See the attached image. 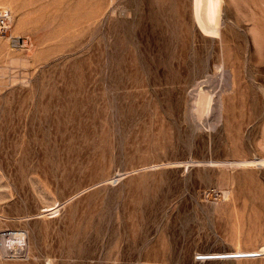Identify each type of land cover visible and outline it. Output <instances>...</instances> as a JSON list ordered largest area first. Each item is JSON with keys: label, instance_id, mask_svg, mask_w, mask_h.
I'll return each mask as SVG.
<instances>
[{"label": "rangeland", "instance_id": "374dc122", "mask_svg": "<svg viewBox=\"0 0 264 264\" xmlns=\"http://www.w3.org/2000/svg\"><path fill=\"white\" fill-rule=\"evenodd\" d=\"M0 5V264H264V0Z\"/></svg>", "mask_w": 264, "mask_h": 264}, {"label": "bare ground", "instance_id": "6f19581e", "mask_svg": "<svg viewBox=\"0 0 264 264\" xmlns=\"http://www.w3.org/2000/svg\"><path fill=\"white\" fill-rule=\"evenodd\" d=\"M202 0H196V2L199 4L200 2H201ZM233 1V0H232ZM243 3V2H242ZM5 8H4V6H2V5H0V10H4ZM9 10V9H8ZM194 13H195V11H194ZM12 17H11V23H12ZM211 19H212V17H211ZM210 19V20H211ZM209 20V19H208ZM216 20V19H215ZM214 19H212L211 21H215ZM217 21V20H216ZM218 21H220L219 19H218ZM11 23H10V25H11ZM211 24V23H210ZM209 24V25H210ZM213 24H214V22H213ZM216 24V23H215ZM206 25V24H205ZM208 25V26H209ZM218 25V24H217ZM211 26V25H210ZM204 27V26H203ZM210 27H208V29H209ZM214 30H215V28H214ZM209 31H210V29H209ZM12 37V36H11ZM1 38V37H0ZM221 66V65H220ZM225 71V70H224ZM226 72V71H225ZM215 74V73H214ZM226 75V74H225ZM214 77V76H213ZM208 79V78H207ZM232 80H233V78H232ZM211 81V80H210ZM224 81V80H223ZM229 81H230V79H229ZM233 84V83H232ZM231 84V85H232ZM221 102H219L218 101V104L216 105L217 107H219V109H220V107H221ZM209 109V108H208ZM211 112V111H210ZM201 114V113H200ZM200 114L198 115V116H200ZM205 114V113H204ZM195 117L197 116V115H194ZM219 116H220V114H219ZM221 117V116H220ZM245 165H247V164H241L240 166H245ZM23 232V231H22ZM8 235V234H7ZM24 233H21L20 231H16V232H14L13 231V233L9 236V239L7 240V241H4L3 240V244H4V248L6 249H8L9 247L10 248H12L11 247V245H15L16 247H17V249H18V251H21V250H24V243H25V240H24ZM3 237L4 236H2V239H3ZM2 240H0V242H1ZM2 244V243H1ZM2 244V245H3ZM26 245V244H25ZM14 249H16L15 247H13ZM27 249V248H26ZM17 251V252H18ZM23 252V251H22ZM21 253V252H20Z\"/></svg>", "mask_w": 264, "mask_h": 264}, {"label": "built area", "instance_id": "2783aa9c", "mask_svg": "<svg viewBox=\"0 0 264 264\" xmlns=\"http://www.w3.org/2000/svg\"><path fill=\"white\" fill-rule=\"evenodd\" d=\"M11 17L10 10H0V37L8 32L11 23Z\"/></svg>", "mask_w": 264, "mask_h": 264}]
</instances>
